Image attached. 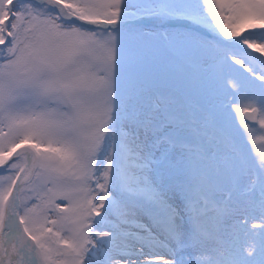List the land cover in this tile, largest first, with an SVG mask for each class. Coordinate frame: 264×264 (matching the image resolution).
<instances>
[{
    "label": "snow or ice",
    "instance_id": "1",
    "mask_svg": "<svg viewBox=\"0 0 264 264\" xmlns=\"http://www.w3.org/2000/svg\"><path fill=\"white\" fill-rule=\"evenodd\" d=\"M0 264H264V0H0Z\"/></svg>",
    "mask_w": 264,
    "mask_h": 264
}]
</instances>
